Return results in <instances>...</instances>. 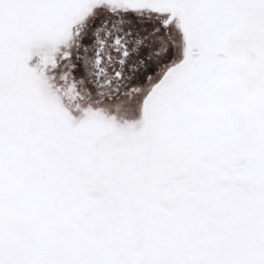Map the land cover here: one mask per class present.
I'll use <instances>...</instances> for the list:
<instances>
[{"label": "snow or ice", "instance_id": "1", "mask_svg": "<svg viewBox=\"0 0 264 264\" xmlns=\"http://www.w3.org/2000/svg\"><path fill=\"white\" fill-rule=\"evenodd\" d=\"M0 264H264V0H0Z\"/></svg>", "mask_w": 264, "mask_h": 264}]
</instances>
